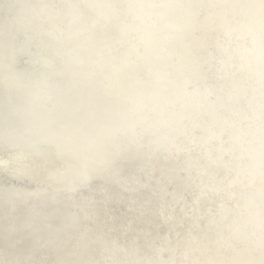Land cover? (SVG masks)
Instances as JSON below:
<instances>
[{
	"label": "bare ground",
	"instance_id": "6f19581e",
	"mask_svg": "<svg viewBox=\"0 0 264 264\" xmlns=\"http://www.w3.org/2000/svg\"><path fill=\"white\" fill-rule=\"evenodd\" d=\"M262 25L260 0H0V264H264Z\"/></svg>",
	"mask_w": 264,
	"mask_h": 264
},
{
	"label": "clouds",
	"instance_id": "9594fccd",
	"mask_svg": "<svg viewBox=\"0 0 264 264\" xmlns=\"http://www.w3.org/2000/svg\"><path fill=\"white\" fill-rule=\"evenodd\" d=\"M113 3L121 2L125 3L129 9H162V8H179L183 11V5L187 3L191 5L195 0H112ZM262 8V20H264V0H260ZM111 7L112 4L110 3ZM195 17L194 15L189 17V24H194ZM183 31V27H181ZM257 43L260 52V68L264 72V25L261 27L260 35L257 38ZM189 66L194 69L196 66L195 54H190ZM148 102L155 105L156 107L163 108L167 105V97L164 92L161 90L158 94L150 95ZM262 163H264V143H262Z\"/></svg>",
	"mask_w": 264,
	"mask_h": 264
},
{
	"label": "water",
	"instance_id": "95a60500",
	"mask_svg": "<svg viewBox=\"0 0 264 264\" xmlns=\"http://www.w3.org/2000/svg\"><path fill=\"white\" fill-rule=\"evenodd\" d=\"M36 60L35 61H45L49 63V65H57L59 60L56 59L51 52V46L50 43L47 40H39L36 43ZM39 59V60H38ZM44 63V62H43ZM34 163H37L36 161H33Z\"/></svg>",
	"mask_w": 264,
	"mask_h": 264
}]
</instances>
